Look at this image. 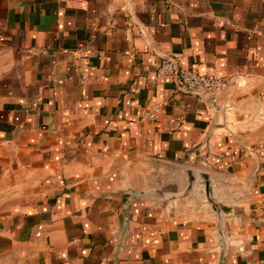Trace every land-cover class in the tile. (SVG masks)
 Returning a JSON list of instances; mask_svg holds the SVG:
<instances>
[{
	"label": "crops",
	"instance_id": "1",
	"mask_svg": "<svg viewBox=\"0 0 264 264\" xmlns=\"http://www.w3.org/2000/svg\"><path fill=\"white\" fill-rule=\"evenodd\" d=\"M0 264H264V0H0Z\"/></svg>",
	"mask_w": 264,
	"mask_h": 264
},
{
	"label": "built area",
	"instance_id": "2",
	"mask_svg": "<svg viewBox=\"0 0 264 264\" xmlns=\"http://www.w3.org/2000/svg\"><path fill=\"white\" fill-rule=\"evenodd\" d=\"M155 70L157 77H171L180 89L192 95L210 97L211 100L229 83L227 79L217 75L201 74L185 69L171 58L161 59ZM160 113L159 105L148 107L142 111L141 120L148 123L157 122Z\"/></svg>",
	"mask_w": 264,
	"mask_h": 264
},
{
	"label": "water",
	"instance_id": "3",
	"mask_svg": "<svg viewBox=\"0 0 264 264\" xmlns=\"http://www.w3.org/2000/svg\"><path fill=\"white\" fill-rule=\"evenodd\" d=\"M188 174V178H189V182H188V188L186 189L185 193H182L180 195L177 196H169L165 193L159 192L158 194H161L163 198L166 199H170L173 200L174 198H179L181 196H183L184 194H188L191 193L192 191H195L197 186H203V189H201V194L204 195V197L207 198L208 203L212 206L213 210L220 215L221 214V210L218 209L216 207L215 204V200H214V195H213V188H212V182H211V178L210 175L205 174V173H198L195 174L192 171H188L186 172ZM195 177L198 178V181H195ZM144 193H138V194H133L129 199H128V203L125 205L124 207V211H127L128 206L133 203L134 201H136L137 199H139L141 196H143Z\"/></svg>",
	"mask_w": 264,
	"mask_h": 264
}]
</instances>
